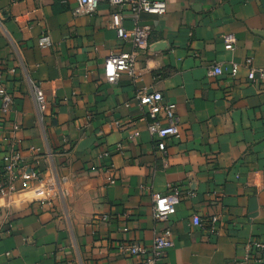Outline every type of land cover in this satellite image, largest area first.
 <instances>
[{"label": "crops", "instance_id": "obj_1", "mask_svg": "<svg viewBox=\"0 0 264 264\" xmlns=\"http://www.w3.org/2000/svg\"><path fill=\"white\" fill-rule=\"evenodd\" d=\"M153 1L167 13L140 16L151 31L141 81L122 74L108 84L107 57L132 50L117 37L134 27L128 14L105 3L79 12L78 0H0V82L15 101L0 108V183L12 148L41 180L27 189L17 181L12 197H0V264H138L117 248L152 246L164 228L152 197L174 187L181 198L163 264H251L246 245L264 241V84L250 83L245 65L264 69V0ZM46 34L53 44L42 49ZM232 61L242 66L235 79L209 75ZM29 78L51 104L42 122ZM153 92L176 105L181 125L166 157L136 100ZM58 187L63 195L50 199Z\"/></svg>", "mask_w": 264, "mask_h": 264}, {"label": "built area", "instance_id": "obj_2", "mask_svg": "<svg viewBox=\"0 0 264 264\" xmlns=\"http://www.w3.org/2000/svg\"><path fill=\"white\" fill-rule=\"evenodd\" d=\"M79 12L82 10L93 12L102 4H108L112 8L119 9L128 14L134 21V27L131 31H126L120 27L117 29V37L122 42L130 41L132 50L130 52H117L110 54L104 63V78L108 84H115L122 74L127 75L133 83L141 81L142 73L138 69L140 55L149 48L150 28L140 24V16L142 14L155 15L162 17L167 13V4L164 1L153 0H78ZM225 49L234 51L236 38L233 34L223 37ZM38 46L47 49L52 46V40L49 34L43 35L38 39ZM245 68L247 70L246 78L250 83L264 84V69H257L253 66V60L246 61ZM242 66L234 61L227 66L218 64L209 71L212 77L228 76L235 79L239 76ZM15 71L12 70L11 73ZM2 76L0 75V81ZM28 84L33 92L36 110L39 120L42 122L50 110L49 103L44 91L32 79H28ZM140 108L145 114L147 128L152 138L157 139V150L163 156H167L168 141L171 139L178 140L181 135V125L177 116V109L174 103L164 101V97L160 92L138 93L136 98ZM14 97L6 90L0 82V108L4 113L12 110L14 105ZM118 125V124H117ZM14 131H19L20 127L15 125ZM31 151L39 152L37 148ZM115 152L122 153L121 145H118ZM111 155L105 152L101 158L105 159ZM2 170L6 180L0 183V197L10 198L16 193L14 183L19 181L22 183L23 189L30 187L32 183L40 182V175L37 170L31 169L24 165L21 153L12 148L2 159ZM109 174V185H115L116 179L112 177L113 170L104 168ZM63 195L58 189L50 191V199H56ZM190 196H193L190 194ZM153 210L155 220L164 225L161 232L157 233L151 247H145L137 244H120L117 251L125 257L135 258L138 264H163L167 251L174 246L173 235L169 228V221L176 213V206L181 198V189L179 187L171 188L166 194L153 195ZM108 216H103V221H108ZM193 225L202 229L204 221L198 216L192 219ZM214 231L217 218L212 217L208 222ZM247 256L246 261L251 264H264V241L252 240L245 247Z\"/></svg>", "mask_w": 264, "mask_h": 264}]
</instances>
